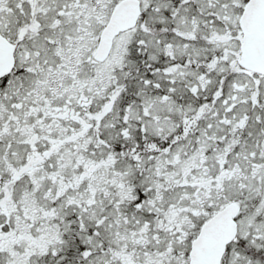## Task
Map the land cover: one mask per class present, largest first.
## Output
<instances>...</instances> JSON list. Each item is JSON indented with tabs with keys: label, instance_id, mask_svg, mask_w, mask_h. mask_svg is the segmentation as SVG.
Returning a JSON list of instances; mask_svg holds the SVG:
<instances>
[{
	"label": "snow or ice",
	"instance_id": "1",
	"mask_svg": "<svg viewBox=\"0 0 264 264\" xmlns=\"http://www.w3.org/2000/svg\"><path fill=\"white\" fill-rule=\"evenodd\" d=\"M0 264H264V0H0Z\"/></svg>",
	"mask_w": 264,
	"mask_h": 264
}]
</instances>
